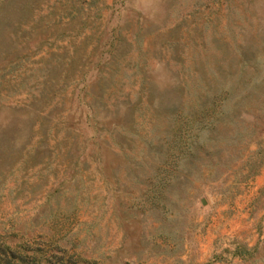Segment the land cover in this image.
Wrapping results in <instances>:
<instances>
[{"label":"rangeland","instance_id":"obj_1","mask_svg":"<svg viewBox=\"0 0 264 264\" xmlns=\"http://www.w3.org/2000/svg\"><path fill=\"white\" fill-rule=\"evenodd\" d=\"M0 240L264 264V0H0Z\"/></svg>","mask_w":264,"mask_h":264},{"label":"trees","instance_id":"obj_2","mask_svg":"<svg viewBox=\"0 0 264 264\" xmlns=\"http://www.w3.org/2000/svg\"><path fill=\"white\" fill-rule=\"evenodd\" d=\"M48 250L49 248L43 250L39 245L33 247L27 243L18 247H10L0 240V264H58L56 254ZM66 260L70 261L71 255Z\"/></svg>","mask_w":264,"mask_h":264}]
</instances>
